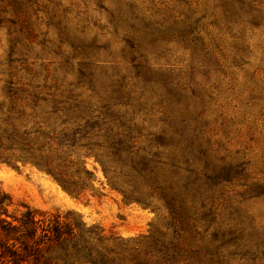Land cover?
<instances>
[{
    "label": "rangeland",
    "instance_id": "1",
    "mask_svg": "<svg viewBox=\"0 0 264 264\" xmlns=\"http://www.w3.org/2000/svg\"><path fill=\"white\" fill-rule=\"evenodd\" d=\"M62 132L78 198L7 162ZM0 191L97 228L85 264H164L176 228V264H264V0H0Z\"/></svg>",
    "mask_w": 264,
    "mask_h": 264
},
{
    "label": "trees",
    "instance_id": "2",
    "mask_svg": "<svg viewBox=\"0 0 264 264\" xmlns=\"http://www.w3.org/2000/svg\"><path fill=\"white\" fill-rule=\"evenodd\" d=\"M20 138L22 136H19ZM9 141H13L11 146L13 150L17 142V135H9ZM123 140L118 144L111 146L112 156L121 161L123 153ZM77 139L65 132L60 133L58 137H50L47 142L36 146L27 138L21 139L19 149L20 155H13L14 160L7 161L11 165H17L22 162L24 165L31 163L40 171L52 176L60 186L72 196L78 198L81 189L84 188L86 175H92L81 160H73V152ZM103 166L104 173L108 175L110 169L104 161L99 160ZM143 167L148 166L145 159ZM82 185L79 187V185ZM165 199L167 197L165 196ZM175 198L167 200L173 219H177L179 210H176L172 203ZM9 197L0 191V264H85L80 261L81 258L93 259L95 247L91 239L100 236L97 228H86L79 215L75 211H68L65 215H50L47 212L32 209L25 206L26 211L20 215L11 216V220L3 218V215L9 217L8 206L10 205ZM78 215V216H77ZM177 236L170 240L155 238L150 244L161 255L164 264H176L181 257L182 236L179 229L176 228ZM77 258L78 261H71ZM92 264L97 263L94 260Z\"/></svg>",
    "mask_w": 264,
    "mask_h": 264
}]
</instances>
